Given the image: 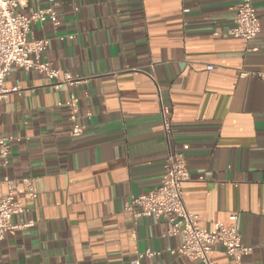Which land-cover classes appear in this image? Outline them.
<instances>
[{
	"label": "crops",
	"instance_id": "obj_1",
	"mask_svg": "<svg viewBox=\"0 0 264 264\" xmlns=\"http://www.w3.org/2000/svg\"><path fill=\"white\" fill-rule=\"evenodd\" d=\"M238 3L28 0L18 9L56 11L57 27L32 24L29 38L48 40L52 69L86 81L54 90L35 70L10 69L7 86L20 91L0 104V136L19 141L0 181H12L23 212L0 241V264H129L147 250L160 255L143 264H201L169 254L182 240L163 237L162 218L124 210L161 185L170 151L185 158L183 202L200 230L235 217L252 248L241 264H264V0H252L260 33L249 42L227 36ZM70 94L83 128L75 138L61 106ZM212 259L234 264L219 246Z\"/></svg>",
	"mask_w": 264,
	"mask_h": 264
},
{
	"label": "built area",
	"instance_id": "obj_2",
	"mask_svg": "<svg viewBox=\"0 0 264 264\" xmlns=\"http://www.w3.org/2000/svg\"><path fill=\"white\" fill-rule=\"evenodd\" d=\"M26 1L28 0H0V104L6 103L9 95L18 94L20 91L18 87L7 86L11 67H17L23 71L35 70L51 82L54 90L64 85L74 86L86 81L85 78L73 77L69 74L61 75L42 59L49 42L47 39H30V27L32 24L50 22L56 28L57 13L52 7H48L44 10H35L28 16L22 15L18 13V9ZM35 1H46L52 4L54 0ZM233 23L232 29L227 32L230 38L249 42L260 33V25L252 0H239ZM206 69L211 71L212 67L208 66ZM61 106L69 111V135L73 138L79 137L83 132L82 126L78 123L79 99L74 94H70ZM162 126L164 133L168 134L171 124L164 116ZM13 140L19 141L18 138L0 136V170L8 165L10 144ZM188 180L189 172L185 158L181 153L170 151L161 185L145 195L130 197L124 210L130 213L134 220L153 215L162 218L166 223V232L163 237H180L182 240L178 248L167 250L171 255L178 253L191 262L215 264L212 255L214 249L219 246L234 264H241L242 258L250 255L252 248L242 245L235 225L236 218L233 217V223L228 226L216 224L211 233L201 231L199 217L188 212L183 202L182 186ZM0 182L5 188V194L0 196L1 241L7 230L15 228L10 223L11 218L21 214L23 209L20 199L14 192L12 181L4 176ZM28 191L33 199L35 195L31 186ZM158 255L160 253L147 250L137 254L129 264H143L144 258H153Z\"/></svg>",
	"mask_w": 264,
	"mask_h": 264
}]
</instances>
